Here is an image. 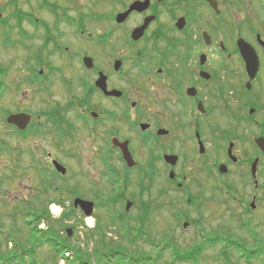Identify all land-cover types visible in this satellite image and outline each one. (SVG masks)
Listing matches in <instances>:
<instances>
[{
    "label": "flooded vegetation",
    "instance_id": "obj_1",
    "mask_svg": "<svg viewBox=\"0 0 264 264\" xmlns=\"http://www.w3.org/2000/svg\"><path fill=\"white\" fill-rule=\"evenodd\" d=\"M0 3V32L18 30L27 39L31 36L28 29L44 32L58 53V60L37 53L30 58L39 70H31L28 82L48 92L49 75L62 74L58 82L69 97L66 104L56 103L46 113L33 114L28 109L8 113L31 116L25 129L7 124L18 136L19 149L6 142L11 138L0 139V156L13 158L11 174H5L3 181L14 180L22 196L21 204L12 207L24 204L27 209L47 210L59 202L79 212L75 200L81 198L94 203L93 216L108 207L110 222L122 226L134 211L150 216L154 198L176 195L179 199L172 198V203L181 199L194 203L196 232L202 235L206 212L216 210L213 190L227 189L230 179L238 177L244 178L240 183L252 185L241 200L235 197L239 210L230 215L240 221L238 232L241 227L255 232L254 221L263 207L260 197H264V0ZM143 27L135 38L134 33ZM73 35L102 52L99 64L90 51L79 56L82 64L85 56L92 57L95 67L89 70L92 77H80L75 85L69 74L73 56L71 64L62 58L71 49L63 41ZM245 43L257 53L258 68L250 70L241 48ZM105 45H112L107 55ZM40 47L48 49L46 39ZM101 73L107 91H115L114 95H106L97 86ZM94 97L99 98L97 102ZM79 136L95 145L100 163L96 180L81 177L91 187L88 191L71 175L69 161L74 159ZM127 148L130 163L124 158ZM93 156L94 152L90 160ZM56 162L66 168L65 174L59 173ZM28 174L33 175L30 181L25 178ZM161 177L162 190L153 196V179ZM60 178L67 179L66 202L57 197ZM191 179H199L200 199L195 197ZM110 183L115 185L114 195L107 199L102 186ZM10 189L0 185V205L7 209ZM189 211L179 212L180 217L187 219ZM186 223L189 227L190 222ZM219 235L204 234L207 240ZM3 243L0 264H10V251ZM200 247L193 245L184 255L199 256ZM21 252L26 251L16 252L20 264L24 262Z\"/></svg>",
    "mask_w": 264,
    "mask_h": 264
},
{
    "label": "rangeland",
    "instance_id": "obj_2",
    "mask_svg": "<svg viewBox=\"0 0 264 264\" xmlns=\"http://www.w3.org/2000/svg\"><path fill=\"white\" fill-rule=\"evenodd\" d=\"M26 1L28 2V0ZM31 3L34 5L35 0H31ZM26 7L31 9L29 4H26ZM0 9L3 10L1 3ZM11 10L12 8H10ZM28 31L30 32L28 35L31 34L30 39L19 35L18 30L17 32L9 31L6 34L0 32V139L11 138L10 142H6L10 143L15 150L19 149L18 136L14 135V129L9 128L7 125L6 117H8L9 112H18L20 109L26 112V109H28L33 114L46 113L51 110L48 108L56 105V103L66 104L69 101V97L63 92L58 82L62 78V74L49 75L50 87L48 92L44 90L46 87L33 85L28 82V77L32 76L31 70H39L35 66L36 62L28 61L33 56H36V53L38 56L42 55V57L58 58V53L56 52L57 55H55L54 49H52L54 45H50V42H48L47 34L44 32L33 33L32 29H28ZM51 35L53 37L57 36L55 33ZM45 39L47 46L49 45L48 49L40 47ZM63 42L71 47L70 52L62 58L71 64L73 56L72 62L74 66L70 65L69 74L72 76L74 85L77 83L76 79L80 77H92L93 72L87 70L82 62L78 61V58L82 53L90 51L96 61H100L99 59L102 56L101 49L93 48L90 41L81 38L77 39L74 35ZM35 46L37 47L36 49ZM111 47L112 45H105V55H107L108 52L106 53V51H109ZM46 71L44 68V74ZM98 99L96 97L93 98L95 102ZM45 139L48 138L40 140ZM79 143L75 146L74 159L69 161L72 167L71 175L74 174L79 179L82 190L85 188L88 191L91 187L87 186V183L81 177L96 180L100 163L97 158L95 145L88 138L83 140L79 136ZM93 152L95 156L90 160ZM10 159L4 153L0 156V185H8L11 188L8 194L9 199L7 200L10 203V207L7 209V207L0 205V241L5 240L6 244L3 243L4 249L10 251V264H20L18 262L19 257L16 256L17 250L27 252V250L31 251L32 249L33 237L26 223L33 221V212L41 219L39 229L42 230V234H51L56 240H67L65 230L68 227L73 229L74 225L75 232H73L72 237L68 238L70 239L68 243L72 248L81 249L83 254H89L90 264H95L97 252H103L105 250L103 248L104 245L113 248L119 247L127 255L124 261H117L115 258L110 264H121L122 262L127 264L132 257L141 255H146V257L149 256L150 258L149 262L145 264H153L157 253L162 255L156 264H194L187 262V259L178 258L180 257L178 256L179 254L183 255L193 250L191 248L193 245L202 247L198 262H195V264H264V197H260L259 204L263 207L261 214L257 215L254 221L256 226L254 225L255 232H252L253 238L247 227H241L238 232L236 226L240 224V221L237 217L231 218L230 215V212L238 213L239 210L234 201L235 197L241 200L242 196L245 197L250 191L252 184L240 183L244 178L235 177V179H230L232 180L230 181L231 185L227 189L221 187L217 190L215 188L218 192L213 190L214 184L211 183L216 210L211 212L208 210L206 212L208 219L203 222L205 232H202L201 235L196 232L195 219L198 217V211L194 209V203L190 205L183 199L179 200L178 203H172V198L179 199L176 195L169 196V194H165L154 198L152 204L157 210L153 209L151 211L145 223L138 222L141 215L138 214L139 211L137 210L130 214L131 217L127 220L128 222L121 223L122 226L111 224L110 220L112 217L109 214L108 207H101L95 216L88 218L81 211L76 212L68 205V207H65L59 202L52 204L47 210L27 209L24 204L12 207L14 204H21L22 196L19 194L18 185L14 180L6 183L3 181L5 174H11L12 162L10 161H13V158L10 157ZM79 175L81 176L79 177ZM25 178L30 181L33 179V175L28 174ZM198 180L191 179V185L195 197L200 199L197 193L200 189H196L200 185ZM57 183L59 186L57 197L63 198L66 202L68 200V195L66 194L67 179H61V181L58 179ZM109 185L102 186L103 193L107 199L114 195L113 187L115 185L111 183ZM132 185H130V190H135ZM151 187L153 188V196H156L163 187L162 177L159 179L154 178ZM28 195L29 193L27 192L26 196ZM54 207L56 208L55 210ZM186 208L190 210L189 217L183 219L180 217L179 212L183 210L186 212ZM65 213L68 217L61 221V218L66 216L62 217ZM44 216L46 218L43 220ZM184 222H190L186 231L183 228ZM99 225L101 230H93L96 227L98 228ZM53 231L58 235L54 234ZM203 233L206 237L219 233L220 237L218 238H222L220 244L210 245V241L206 239ZM254 233H256V236ZM218 238H212L211 240H218ZM164 247L166 248L163 249ZM26 252H21V258L24 261L22 264H70L76 261L75 252H70L67 258L68 261H63L62 256L47 245L36 248L31 255ZM67 252L65 256H67ZM255 254L261 255L256 258L254 257Z\"/></svg>",
    "mask_w": 264,
    "mask_h": 264
},
{
    "label": "trees",
    "instance_id": "obj_3",
    "mask_svg": "<svg viewBox=\"0 0 264 264\" xmlns=\"http://www.w3.org/2000/svg\"><path fill=\"white\" fill-rule=\"evenodd\" d=\"M66 215V213L62 216L64 217ZM70 216V215H69ZM68 217V215H66L64 218H61V221H63L64 219H66ZM32 218L33 221L28 222V226L29 229L31 230V235L33 237V246L30 248L31 251H28L26 253H28V255H31L32 252H35L36 248H40L41 246L47 245L50 249H53L55 252H57V254L63 256L67 251L70 252H75L76 255V261H73L70 264H90L89 259L90 257L88 256L89 254H83L81 249L79 248H72L68 241L70 239H68L69 237L67 236V240H56L53 238V235L51 236V234H42V230L39 229V224L41 222V219H39L36 215V213L33 212L32 214ZM46 217H43V220ZM145 218L144 219H139L138 222L142 223L145 222ZM115 224V223H113ZM101 230L100 225L98 226V228L96 227L95 231ZM94 231V232H95ZM54 234L58 235L55 231H53ZM103 240V238H102ZM210 241V245L214 246L215 244H220V241L218 242L217 240H208ZM105 243V242H103ZM107 244V243H106ZM234 246V245H232ZM105 250H103V252H97V259L95 264H110L112 262L113 259L116 258V260H125L127 255L123 252L124 250L119 247H110V246H106L104 245L103 247ZM157 248V247H156ZM29 249V250H30ZM165 249V248H163ZM162 249V250H163ZM225 254H227L226 252H224ZM86 255V256H85ZM162 254L157 253L155 258H154V263L156 264L159 260V258L161 257ZM261 255V254H260ZM178 258H183V259H187V262L190 263H194L198 262V256L196 257H192V256H187V255H181L179 254ZM228 257V255H226ZM254 257H259V254H255ZM68 260V259H67ZM147 260V262H145ZM150 260L149 256L146 257V255L144 256H138V257H132V259L128 260L127 264H145L148 263ZM12 262V261H11ZM121 264H126L124 262H122Z\"/></svg>",
    "mask_w": 264,
    "mask_h": 264
},
{
    "label": "water",
    "instance_id": "obj_4",
    "mask_svg": "<svg viewBox=\"0 0 264 264\" xmlns=\"http://www.w3.org/2000/svg\"><path fill=\"white\" fill-rule=\"evenodd\" d=\"M138 4H141V3L140 2L136 3L131 8V10L135 9ZM127 14L128 13L123 14V15H119L117 22H121L126 17ZM144 28L145 27H143L141 30H138L137 32H135L134 37L138 38L142 34ZM241 48H242L243 55H244L245 59L247 60V63L249 65L250 70H252L253 68H256V67L258 68L259 59H258V56H257L254 48H252L247 43H245V45L242 46ZM84 64L89 69H92L94 67L93 59L90 57L84 58ZM116 68L118 69V66ZM96 83H97V86L99 88H101V90H103L106 95H114L116 93L115 91H112V92L107 91L106 77L104 76V74H102V73L100 74L99 79L97 80ZM30 121H31V116L27 115V114H13V115H10L7 119V122L9 124L16 125L20 129H25L27 127V125L30 123ZM124 158L128 163H130L132 161V157H131V154H130L128 148H127V150H124ZM55 166H56L57 170L60 171L62 174L66 173V169L62 165H60L59 163L56 162ZM75 206L76 207L80 206L87 217H90L94 211V204L92 202H88V201H85V200H82L79 198L75 200ZM130 206L131 205L128 204V208ZM186 226H187V224H185V227ZM67 234L69 237H71L73 234L72 229H68Z\"/></svg>",
    "mask_w": 264,
    "mask_h": 264
},
{
    "label": "bare ground",
    "instance_id": "obj_5",
    "mask_svg": "<svg viewBox=\"0 0 264 264\" xmlns=\"http://www.w3.org/2000/svg\"><path fill=\"white\" fill-rule=\"evenodd\" d=\"M56 208L54 207V210H55Z\"/></svg>",
    "mask_w": 264,
    "mask_h": 264
}]
</instances>
